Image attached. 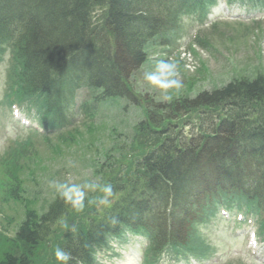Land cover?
<instances>
[{
	"label": "trees",
	"instance_id": "trees-1",
	"mask_svg": "<svg viewBox=\"0 0 264 264\" xmlns=\"http://www.w3.org/2000/svg\"><path fill=\"white\" fill-rule=\"evenodd\" d=\"M2 1L8 8L10 0ZM21 1L14 0L11 9H7L13 17L11 23L15 20L14 13L21 11ZM78 2L75 0L79 9H75L76 14L69 17L75 21L69 22L57 19L58 12L51 10L43 0H27L24 15L17 19L19 32L15 36L22 32L26 44L22 42L23 46H19V40L15 38L12 42L21 66V91L24 94L36 91L44 93L50 110L55 111L61 124L71 111L77 84L103 90L99 98H127L133 104L144 105L146 117L138 122V132L133 139L144 148L149 146L141 156L136 158V154L131 155L134 164L132 171L127 169L117 179L107 180L112 184L113 193L121 192L126 199L111 204V210L101 215L100 221L78 216L79 212H76L72 201L64 195L56 196L42 213L26 208L10 249L0 255V264H35L37 251L45 244H51L53 249L57 246L69 251L74 259L73 264L78 260L91 264V247L101 245L105 232L115 229L118 223L145 225L153 234V248L168 240L185 242L192 196L209 177L219 174L220 164L226 161L233 168L245 166V156L251 151L256 167L264 165V113H254V104L264 98V76L234 79L220 88L204 90L193 98L182 97L166 102L145 93L140 99L134 95L135 84L129 77L146 61L148 44L175 27L176 14L182 6L172 10V15L163 6L152 14L142 8L143 3L135 4V0H113L112 8L106 10L105 3L101 1L84 15L78 16L83 11ZM144 2L149 4L148 0ZM98 6L101 13L95 18L93 9ZM35 8H38L36 23L24 34L25 10L31 15ZM2 28L0 39L9 34L7 26ZM74 54L77 57L70 58ZM73 73H81L83 77H73ZM191 110L199 111L204 119L201 117L197 123L198 132L188 134L182 127H177L176 119ZM222 111H225V115ZM249 126H253L252 144L256 143L255 138H259L257 150L247 147L239 163L233 156H224L223 152L229 150L228 146L236 145L239 148L240 144L236 141L239 142V138L243 137L242 130ZM203 143H210L209 146L218 149L212 152L208 149L206 158L203 157L206 152L203 149L197 155L194 151L190 154L191 146L197 147ZM176 155H180L181 159H169ZM17 162L14 161V165ZM5 166L8 168H2L1 172L8 176V180L3 186L10 183L9 174L15 167L7 163ZM12 181L14 186L7 190V197L21 200L20 183ZM135 186H140V189L133 192L132 187ZM152 192L156 196L150 201L137 198ZM182 212L187 213L180 216ZM69 219L73 223L71 229L69 227L67 235L57 243V237L62 229L67 228L65 225ZM49 264L58 263L51 261Z\"/></svg>",
	"mask_w": 264,
	"mask_h": 264
},
{
	"label": "rangeland",
	"instance_id": "rangeland-1",
	"mask_svg": "<svg viewBox=\"0 0 264 264\" xmlns=\"http://www.w3.org/2000/svg\"><path fill=\"white\" fill-rule=\"evenodd\" d=\"M4 4L2 0H0ZM1 14V12H0ZM222 14H218L220 16ZM217 16V17H218ZM180 30L178 44L175 47L155 46L150 49L145 65L133 76L135 90L138 96L142 91H148L160 100L171 101L173 99L195 96L203 90H212L223 86L232 79H250L264 76V21L237 20L229 16L212 19L202 26L201 42L197 45L193 41L189 23H185ZM171 36V34H168ZM160 61L171 62L176 66L177 78L183 83L179 90L170 89L168 95L171 99H164L160 89L150 85L145 79V73L155 71ZM7 63L4 60L0 64V176L4 164L14 158L18 159L17 151L25 147L28 159L23 160L19 166L12 169V176L21 183L22 200H9L3 202L0 194V254L8 250L11 245V237L17 224L23 220L26 208H32L39 213L47 209L49 203L66 189H58L55 185L65 184L68 187L78 185L80 191L85 193L84 208L78 211L85 214L90 205V200L98 198L103 193L101 187L107 178L116 174L122 165L129 167V154H122L121 148H112L123 142L124 135H131L135 131L136 122L145 117V107L128 105L114 101H99V105L92 108L85 118H74V128L62 135L52 134L49 138L33 134L32 140L18 149L7 150L8 143L12 139L21 140L29 135V132L14 123L3 104L4 80L6 79ZM33 101L38 104L41 99ZM81 101V95L77 103ZM91 106V105H90ZM36 112L23 113L31 126L39 127L33 119ZM109 158V167L100 174L98 168L102 161ZM104 165L105 162H104ZM105 167V166H104ZM85 184H95V189L85 187ZM63 195V194H62ZM225 225L220 221L201 227L202 240L199 246L207 249L209 246L216 250L215 258L207 264H263L251 259L244 247L239 246V241L228 236ZM67 234L64 229L57 237L58 241ZM140 243H130L127 247L122 244L112 251L103 253L102 260L110 264H117L131 259L133 264L141 263ZM54 250V249H53ZM217 251V252H216ZM44 247L37 252L34 258L35 264H41L42 256L49 255ZM52 255V254H50ZM197 257L196 255H191ZM190 257L172 258L168 254L157 264H196ZM48 261H51L49 259ZM207 262L208 258L202 260ZM182 264V263H181Z\"/></svg>",
	"mask_w": 264,
	"mask_h": 264
},
{
	"label": "bare ground",
	"instance_id": "bare-ground-1",
	"mask_svg": "<svg viewBox=\"0 0 264 264\" xmlns=\"http://www.w3.org/2000/svg\"><path fill=\"white\" fill-rule=\"evenodd\" d=\"M14 0H10L8 2V8H6V5L3 4L2 2H0V12H1V17H0V32L3 30L2 27H6L8 26L11 21H12V14L10 12H8V10L11 9V4L13 3ZM67 1V2H66ZM103 1L106 5V8H112V3L113 0H79V6L81 7V9H83L82 12L78 13L77 15L79 16V14L84 15L86 12H88L89 9L97 6L98 4H100V2ZM144 0H135V4L141 5L143 3ZM43 2L49 6V8L51 10H56V12H58V16L57 19H59L60 21H62V19H66L69 22H74L75 19L72 17V20L69 18L71 15L76 14V12H74L75 9H79L78 6H76L75 4V0H43ZM47 2V3H46ZM44 4V5H45ZM8 9V10H7ZM38 8H35L32 10L31 15L28 11L25 10L26 12V21L23 23V31L24 34H26V30L29 29V27L32 24L36 23V20L38 18ZM48 12H52V11H48ZM76 15V16H77ZM161 20L159 19V24H160ZM23 33L21 32V34L17 37H15V39L19 40V46H23V43L26 44V39L25 37L22 38ZM14 39V38H13ZM23 42V43H22ZM3 52V40L2 38L0 39V54H2ZM77 54L72 55L70 58H76ZM70 75V74H67ZM73 77H83V74L81 73H73L72 74ZM71 76V75H70ZM77 88L80 89L81 91H86V89H84L83 87H81L80 85L77 84ZM251 129H253V126H249L247 127V129H243L242 130V136L241 138H239V142L236 141V143L240 144L239 148H237V146L235 145V147H229V150L226 152H223V155L226 157H230L233 156L234 160L236 162H240L241 161V156H245V149L247 147H249L252 150H257L258 144H259V138H255V144H252L251 139L254 138V135L251 132ZM210 143H203L201 146H191L190 147V154H192V151H194V154H198V152L203 149V151H206L203 155L204 158L207 157L206 153H208V149L210 150V152H212L215 149H218V147H215L213 145H210ZM207 148V149H204ZM178 159H181L180 155H176L173 156L169 159L176 161ZM224 160H221V162ZM225 163H222L219 165L218 170H219V174L215 177V178H211L209 177V179L207 180L208 183H224L225 181H227L228 183H230L231 185H238L240 184L242 181L244 182L245 185H248L249 183V177L248 176H256L257 175V170H256V164H255V160H254V154L251 151H248L246 156H245V166L242 167H238V168H233L231 167L230 164H228L226 161H224ZM191 214V213H189Z\"/></svg>",
	"mask_w": 264,
	"mask_h": 264
},
{
	"label": "clouds",
	"instance_id": "clouds-1",
	"mask_svg": "<svg viewBox=\"0 0 264 264\" xmlns=\"http://www.w3.org/2000/svg\"><path fill=\"white\" fill-rule=\"evenodd\" d=\"M144 79L150 84L160 89L163 93L164 99H171L168 95V90L175 89L179 90L183 87V83L180 79L177 78L176 66L171 62L160 61L155 71H150L145 73ZM53 186H57L58 189H66L63 191V195L70 201H72L73 207L77 211H82L84 208V197L85 193L80 191L78 185L68 187L65 184L55 185V182H52ZM85 187L95 189L97 185L95 184H85ZM101 190L104 193V196L99 199V205L110 206L112 201L109 199L113 196V187L109 183L102 185ZM89 203H96L95 199L89 201ZM67 227V225H65ZM54 256L60 264H69L72 261L73 257L69 251L61 247H56L54 250Z\"/></svg>",
	"mask_w": 264,
	"mask_h": 264
}]
</instances>
